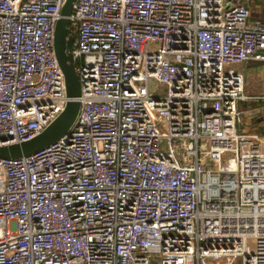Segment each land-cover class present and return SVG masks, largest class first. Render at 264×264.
Listing matches in <instances>:
<instances>
[{"label": "built area", "instance_id": "obj_1", "mask_svg": "<svg viewBox=\"0 0 264 264\" xmlns=\"http://www.w3.org/2000/svg\"><path fill=\"white\" fill-rule=\"evenodd\" d=\"M64 2L0 0V146L66 106ZM68 18L80 107L0 157V264H264V147L237 130L264 22L229 0H76Z\"/></svg>", "mask_w": 264, "mask_h": 264}, {"label": "water", "instance_id": "obj_2", "mask_svg": "<svg viewBox=\"0 0 264 264\" xmlns=\"http://www.w3.org/2000/svg\"><path fill=\"white\" fill-rule=\"evenodd\" d=\"M76 0H65L61 8V17L54 30L53 45L58 64L63 72L68 100L61 114L35 137L0 146V157H22L47 146L67 133L75 120L80 107V82L74 69V60L69 52L72 38L68 37L69 15Z\"/></svg>", "mask_w": 264, "mask_h": 264}, {"label": "crops", "instance_id": "obj_3", "mask_svg": "<svg viewBox=\"0 0 264 264\" xmlns=\"http://www.w3.org/2000/svg\"><path fill=\"white\" fill-rule=\"evenodd\" d=\"M231 4H242L249 11V20L264 22V0H229ZM243 75L245 98L237 105L243 111L237 123L241 133L255 135L264 147V124L261 109L264 108V60L251 58L239 66ZM244 125V126H243Z\"/></svg>", "mask_w": 264, "mask_h": 264}, {"label": "rangeland", "instance_id": "obj_4", "mask_svg": "<svg viewBox=\"0 0 264 264\" xmlns=\"http://www.w3.org/2000/svg\"><path fill=\"white\" fill-rule=\"evenodd\" d=\"M69 32H70V29H69ZM75 37V36H74ZM239 66L240 65H237V69L239 70ZM244 126V125H243ZM223 159H225V157H223ZM235 264H240V262L239 261H237Z\"/></svg>", "mask_w": 264, "mask_h": 264}]
</instances>
